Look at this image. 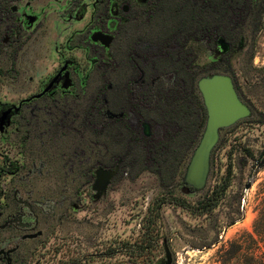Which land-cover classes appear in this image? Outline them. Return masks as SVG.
Segmentation results:
<instances>
[{
	"label": "rangeland",
	"instance_id": "374dc122",
	"mask_svg": "<svg viewBox=\"0 0 264 264\" xmlns=\"http://www.w3.org/2000/svg\"><path fill=\"white\" fill-rule=\"evenodd\" d=\"M182 1L0 0V104L22 102L0 131V264H264L255 231L264 207V14L235 45L193 44L201 66L231 61L229 71L197 76L204 106L199 81L223 74L249 110L220 129L204 187L186 179L202 136L181 165L170 150L161 177L153 164L145 169L123 125L138 124L128 98L150 89L147 56L185 21ZM97 28L113 38L109 47L92 39ZM65 63L70 88L39 97ZM178 76L160 63L155 82ZM207 120L208 112L202 135ZM101 167L114 176L99 192ZM208 199L214 208H193Z\"/></svg>",
	"mask_w": 264,
	"mask_h": 264
},
{
	"label": "trees",
	"instance_id": "16d2710c",
	"mask_svg": "<svg viewBox=\"0 0 264 264\" xmlns=\"http://www.w3.org/2000/svg\"><path fill=\"white\" fill-rule=\"evenodd\" d=\"M154 5L157 7L158 3ZM177 11L185 16V21L176 23L172 33L157 41L155 52L147 56L151 61L150 80L153 82L150 89L137 97L136 103L128 98L131 103L128 110L136 112L138 124L134 127L129 122L123 123L131 134L130 142L142 149L145 169H150L153 164L161 177L170 150L180 158L181 165L202 136L207 111L195 89L197 76L210 70L229 71L231 66L228 57L227 62L220 59L205 67L197 64L198 56L193 44L204 43L213 48L223 38L235 45L240 39L237 36L240 29L253 16L257 19L264 14V0H183L177 4ZM257 22L263 26L262 19ZM160 63L178 71V78L167 87L162 82H155ZM145 122L151 127L149 136L142 130ZM179 149H184L181 155L175 153ZM212 202L208 199L193 208L205 212L214 208L215 203ZM178 204L190 207L186 201ZM255 231L264 234V207L255 222Z\"/></svg>",
	"mask_w": 264,
	"mask_h": 264
},
{
	"label": "water",
	"instance_id": "95a60500",
	"mask_svg": "<svg viewBox=\"0 0 264 264\" xmlns=\"http://www.w3.org/2000/svg\"><path fill=\"white\" fill-rule=\"evenodd\" d=\"M92 39L94 41H100L105 47H109L113 40L111 36L104 33H95ZM64 69L65 66L62 71ZM65 77L66 79L63 82L62 87L68 89L72 85L70 74L66 73ZM56 79L57 76L50 82L43 93L49 91L53 87ZM198 85L204 97L208 112V120L200 143L194 152L189 167L187 168L186 179L195 188L201 189L206 182L210 153L219 138L220 129L230 126L237 120L247 116L249 110L239 99L233 82L227 75L216 74L211 77H204L199 81ZM38 96H41V94ZM0 122V130H3L5 126V116ZM8 123L9 121L6 124ZM144 127L145 134L149 136L150 125L145 122ZM113 176L114 172L112 170L102 167L97 169L94 184L95 189L102 192Z\"/></svg>",
	"mask_w": 264,
	"mask_h": 264
},
{
	"label": "flooded vegetation",
	"instance_id": "af4514ba",
	"mask_svg": "<svg viewBox=\"0 0 264 264\" xmlns=\"http://www.w3.org/2000/svg\"><path fill=\"white\" fill-rule=\"evenodd\" d=\"M138 2H140L141 4H146L149 0H137ZM127 7L128 6H126V5H124L123 6V12L124 13H126L127 12ZM113 11V10H112ZM117 10H115V14H117ZM100 30V28H97V29H95V30H93L92 32V35H91V37L93 36V34H95L96 32H100L99 31ZM98 43H100V42H98ZM97 44V43H96ZM101 45V44H100ZM64 66H65V69L62 71V69L64 68ZM61 69H60V71L58 72V74L56 75L57 76V79H56V81L54 82V85H53V87L49 90V91H47V92H45V93H43L44 92V90L46 89V87L50 84V82L56 77H52L51 79H50V81L47 83V85L44 87V89H43V91L40 93L41 94V96H44V95H47V94H53L57 89H59V88H62L63 90H65L63 87H62V84H63V82L65 81V79H66V73H69L70 74V71H69V68H70V63L68 64L67 63V66H66V63H65V65H64ZM55 87V88H54ZM40 97V96H39ZM21 106H22V102L18 105V106H16V105H10V106H2L1 104H0V121H2V119H3V117L5 116V127H4V129L5 128H7V127H9L11 124H12V118L19 112V110H20V108H21ZM9 119H10V122H9V124H6L8 121H9ZM1 123V122H0ZM1 131V130H0Z\"/></svg>",
	"mask_w": 264,
	"mask_h": 264
}]
</instances>
